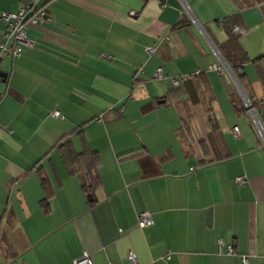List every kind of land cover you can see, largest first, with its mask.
<instances>
[{
    "label": "crops",
    "instance_id": "0c3cea01",
    "mask_svg": "<svg viewBox=\"0 0 264 264\" xmlns=\"http://www.w3.org/2000/svg\"><path fill=\"white\" fill-rule=\"evenodd\" d=\"M25 1L0 0V38ZM36 2L30 45L0 57V261L264 264L263 151L211 46L239 15L241 88L264 124V0H187L202 30L177 0ZM65 138L97 154L91 199Z\"/></svg>",
    "mask_w": 264,
    "mask_h": 264
},
{
    "label": "built area",
    "instance_id": "2783aa9c",
    "mask_svg": "<svg viewBox=\"0 0 264 264\" xmlns=\"http://www.w3.org/2000/svg\"><path fill=\"white\" fill-rule=\"evenodd\" d=\"M180 5V10L182 13L186 14V16L190 19L192 23H194L200 30H202V25L199 23L198 19L194 15L193 11L190 8L187 0H177ZM160 5H165L166 0H157ZM2 16L6 20V27L3 30L0 38V57L3 53H10L11 55H17L22 52L23 49L30 45V40L26 35V27L29 25H35L39 22L43 21L47 18L46 11L37 5L36 0L25 1L22 3L17 11L2 13ZM212 48L216 51V54L220 60V66L213 65L212 67L220 70L224 69L232 78L235 83V86L239 92L240 98L248 112V115L251 119V122L258 134L260 139L261 149L263 151L264 157V124L256 113L255 108L253 107L250 99L246 95V93L241 88L238 80L234 76L232 70L225 62V60L221 57L219 52L217 51L215 45L211 43ZM146 53L150 54L153 52L154 48L152 46L145 47ZM174 83L176 81L174 80ZM53 114L58 115L57 111H53ZM233 131L237 132L238 127L234 126ZM239 182H244L242 177H237L236 179ZM137 222L139 226H145L152 222L151 215L148 212L141 211L138 213ZM219 246H221V241H219ZM228 250L231 248L228 247ZM133 264H137L134 259V254L129 255ZM74 264H91L88 253L85 250H82L81 254L73 259Z\"/></svg>",
    "mask_w": 264,
    "mask_h": 264
},
{
    "label": "trees",
    "instance_id": "16d2710c",
    "mask_svg": "<svg viewBox=\"0 0 264 264\" xmlns=\"http://www.w3.org/2000/svg\"><path fill=\"white\" fill-rule=\"evenodd\" d=\"M242 4L245 6L248 5L247 3ZM221 24L225 29L226 38L222 42L214 43V45L221 57L232 70L239 84L242 87H245L246 85L243 81L244 74L241 72V67L249 59V57L239 41V37L242 34L244 27L241 20H239V15L224 16ZM256 60H258V58ZM259 69L261 68L258 67V73L262 79ZM262 80L264 81V79ZM248 98L250 99L249 96ZM250 101L252 103L251 99ZM59 149L67 170L70 173H76L80 178L82 189L86 193L93 195L94 188L99 184L97 174L98 158L96 152L89 151L86 147L76 150L67 138L63 139L59 143ZM38 171L41 172L40 170ZM8 247L9 245L6 243L3 235H0V252L4 254L6 250H9ZM4 258H6V260H10L14 257L6 254L4 255Z\"/></svg>",
    "mask_w": 264,
    "mask_h": 264
},
{
    "label": "water",
    "instance_id": "95a60500",
    "mask_svg": "<svg viewBox=\"0 0 264 264\" xmlns=\"http://www.w3.org/2000/svg\"><path fill=\"white\" fill-rule=\"evenodd\" d=\"M6 76H7V73H0V77L2 78V81H5L6 80ZM88 198L91 199L92 198V195L91 194H87ZM0 264H3L2 261H0Z\"/></svg>",
    "mask_w": 264,
    "mask_h": 264
},
{
    "label": "rangeland",
    "instance_id": "374dc122",
    "mask_svg": "<svg viewBox=\"0 0 264 264\" xmlns=\"http://www.w3.org/2000/svg\"><path fill=\"white\" fill-rule=\"evenodd\" d=\"M41 1V0H40ZM1 18V17H0ZM0 22H1V20H0Z\"/></svg>",
    "mask_w": 264,
    "mask_h": 264
}]
</instances>
